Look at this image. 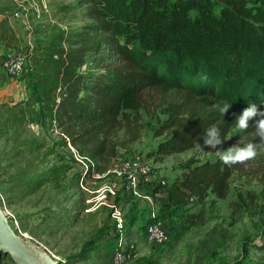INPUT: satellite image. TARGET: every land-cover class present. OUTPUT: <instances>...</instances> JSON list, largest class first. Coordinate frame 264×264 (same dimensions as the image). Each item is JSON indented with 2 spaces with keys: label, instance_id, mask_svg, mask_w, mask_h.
<instances>
[{
  "label": "trees",
  "instance_id": "16d2710c",
  "mask_svg": "<svg viewBox=\"0 0 264 264\" xmlns=\"http://www.w3.org/2000/svg\"><path fill=\"white\" fill-rule=\"evenodd\" d=\"M85 3L89 23L69 31L56 28L35 41L19 77L28 95L16 108L29 107L19 111L21 119L56 120L80 156L102 165L98 171L138 139L149 90L181 95L160 111L165 117L155 136L166 137L153 153L159 157L205 145L212 124L225 139L249 102L264 108V0ZM221 100L231 103L224 114L213 107ZM259 118H251L248 128L258 129ZM244 162L217 156L190 163L163 187V209L192 207L209 196L225 199L231 176ZM68 168L50 171L57 177ZM232 264L251 262L242 258Z\"/></svg>",
  "mask_w": 264,
  "mask_h": 264
},
{
  "label": "rangeland",
  "instance_id": "374dc122",
  "mask_svg": "<svg viewBox=\"0 0 264 264\" xmlns=\"http://www.w3.org/2000/svg\"><path fill=\"white\" fill-rule=\"evenodd\" d=\"M87 6L85 0H0L2 27L11 37L7 44L0 38V208L7 212L12 229L59 264H110L120 239L128 244L130 264L149 260L153 264H232L242 258L264 264V136L257 140L258 129L235 128L217 145L227 149L252 142L257 149L254 157L245 159L242 170L231 176L225 199L209 196L198 205L177 210L163 209L164 198L159 199L157 214L169 239L158 247L147 242L144 233L154 207L144 197L161 189L156 182L140 195L115 191L90 210L99 181L84 171H98L102 165L68 145L56 120L45 119L42 124L30 121L28 115L21 119L19 111L29 107L16 106L28 92L19 77L3 71L2 59L19 45L27 49L28 57L35 41L46 39L56 28L69 31L89 23ZM180 98L147 91L138 139L120 150L123 157L140 155L153 161L166 184L180 177L190 163L218 156L207 145L201 146L204 151L197 148L165 157L153 154L166 137L165 133L155 136L158 121L165 117L160 111ZM61 166L70 168L57 177L51 173ZM0 264L12 261L0 253Z\"/></svg>",
  "mask_w": 264,
  "mask_h": 264
},
{
  "label": "built area",
  "instance_id": "2783aa9c",
  "mask_svg": "<svg viewBox=\"0 0 264 264\" xmlns=\"http://www.w3.org/2000/svg\"><path fill=\"white\" fill-rule=\"evenodd\" d=\"M30 45V43H28ZM28 51L23 49L21 45L7 54L1 61L3 71L14 78L22 75L25 69V63ZM68 145L70 143L68 142ZM158 166L151 160L140 155L131 157H123L121 155L115 157L104 171L87 172L92 173V178L99 181L95 189V197L90 210H96L107 198L108 194L115 191L130 192L133 195H140L143 188H148L152 183H157L161 187L158 191H153L151 196L144 197L150 206L154 205L148 215V222L145 224L144 233L147 242L156 246H163L168 242V231L164 223L157 214V205L159 199L165 198L163 187L166 182L159 177ZM89 170V169H88ZM87 175V174H86ZM7 216L5 209L1 208ZM128 244L120 239L117 247L112 252L110 264H130L131 256L127 252ZM130 246L132 244L130 243Z\"/></svg>",
  "mask_w": 264,
  "mask_h": 264
},
{
  "label": "clouds",
  "instance_id": "9594fccd",
  "mask_svg": "<svg viewBox=\"0 0 264 264\" xmlns=\"http://www.w3.org/2000/svg\"><path fill=\"white\" fill-rule=\"evenodd\" d=\"M231 103L227 100L218 101L213 107L218 110L221 114L227 112L230 108ZM254 116L260 117L257 121L259 134L264 136V108H259L256 103L249 102L247 107L235 118V127L239 129H247L249 126V120ZM206 138L204 144L212 149H215L219 158L224 162L240 161L254 157L256 155V145L252 142L247 143L244 146H240L238 143L229 146L227 149H218L217 145L222 144L225 139L221 133V128L217 124H212L206 129ZM201 151L204 149L199 145H195Z\"/></svg>",
  "mask_w": 264,
  "mask_h": 264
},
{
  "label": "water",
  "instance_id": "95a60500",
  "mask_svg": "<svg viewBox=\"0 0 264 264\" xmlns=\"http://www.w3.org/2000/svg\"><path fill=\"white\" fill-rule=\"evenodd\" d=\"M0 253L8 255L12 264H59L42 248L17 235L1 208Z\"/></svg>",
  "mask_w": 264,
  "mask_h": 264
},
{
  "label": "crops",
  "instance_id": "0c3cea01",
  "mask_svg": "<svg viewBox=\"0 0 264 264\" xmlns=\"http://www.w3.org/2000/svg\"><path fill=\"white\" fill-rule=\"evenodd\" d=\"M9 32L4 30V28L2 27V23H1V20H0V38H2L1 40L3 41V43L7 44L8 43V40L11 38H9L10 34ZM165 200V198H164Z\"/></svg>",
  "mask_w": 264,
  "mask_h": 264
}]
</instances>
